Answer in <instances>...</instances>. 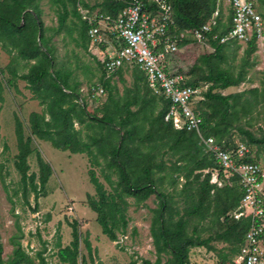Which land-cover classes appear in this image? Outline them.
I'll return each mask as SVG.
<instances>
[{
  "label": "trees",
  "instance_id": "trees-1",
  "mask_svg": "<svg viewBox=\"0 0 264 264\" xmlns=\"http://www.w3.org/2000/svg\"><path fill=\"white\" fill-rule=\"evenodd\" d=\"M40 0H0V43L8 54L15 57L6 66L9 79L7 84L15 80L25 82L32 98L38 101L42 111L31 112L27 123L29 134L24 133L23 124L15 120V135L17 155L14 167L20 175L24 188V199L27 202L26 186L37 199L44 195V188L51 176L50 165L41 158L37 152L36 163L38 175L29 171L27 158L33 153V138L51 144L55 149L70 154L85 155L90 169L89 181L95 187L97 200L87 196V206L96 214L95 221L101 232L110 241H117V234H125L128 225L126 217L127 201L132 198L135 204H141L149 197L154 196L157 206L152 209L150 236L156 254L152 263L143 260L142 264H189V250L192 248H205L212 250L209 245L212 237L202 238L197 227L189 232L192 220L202 224L208 221L218 229L214 234L217 239L231 244L234 254L230 264H234V257L239 253L243 244L244 235L249 227V218L238 220L230 216L237 210L242 192L236 181H225L221 187L210 184L212 171L217 168L212 154L203 152L198 143V136L194 131L174 130L171 123L165 122L168 103L162 98L152 94L146 84L145 77L136 67H132L134 86L125 89L118 96L110 86V78L104 75L99 85L107 94L103 103L97 110L99 115L89 114L84 106L78 102V83H70V73H63L55 63L53 48L50 46L51 36H46L47 29L40 18L38 2ZM57 7V31H60L69 17L73 16L79 22V35L88 45L89 30L96 23L89 24L78 8L88 9L92 12L99 8L97 14L115 20L125 8L123 2L115 0H102L93 7H89L83 0H50ZM147 9L156 12L157 5L151 0H143ZM171 7L172 24L167 27L168 35L173 38L179 48L184 47L190 40L181 39L180 33L185 30L197 29L207 24L212 14L218 8L216 26L208 34V44L213 51L203 55L195 62L186 74V85L199 87V83L209 84L203 99L197 103V111L202 123L201 131L211 136L223 147L232 145L231 131L236 130L245 136L241 140L251 148V145H262L263 139H256L252 133L239 127L242 119H246L254 109L264 108V87L251 88L247 92L223 95L220 92L231 87H237L244 81L245 67L248 55L254 51L255 42L251 40L246 44V58H242L238 72L232 66L222 68L227 63L224 49L229 45L237 46L236 41L220 44L213 39L214 35H225L231 26L230 14L226 15L217 5V0H165ZM264 17V11L260 12ZM103 48V44L100 45ZM121 45L115 44L116 49ZM161 48V47H160ZM14 59L29 65L25 74H18ZM121 75V69L115 72ZM190 76L191 78H188ZM197 76V77H196ZM196 77V78H195ZM195 78V79H194ZM0 80L3 82V71L0 70ZM91 87H94L92 85ZM248 94V97L243 95ZM0 101L1 94H0ZM159 107L156 112V108ZM132 108H135L132 110ZM156 112V114H155ZM81 126L76 130L74 124ZM161 147H166L176 160L171 166H166L158 159ZM252 150V148H251ZM253 158L247 160L258 163L256 154L251 151ZM188 160V161H187ZM190 162L192 168L185 175L184 188L177 193L184 199L183 212L180 213L174 202L175 196L167 195L160 187L165 177H169V185L175 188L177 179L171 173L179 170L180 162ZM99 169L105 182L111 187L113 194L104 189L98 180L95 170ZM207 170L206 174L203 171ZM115 176L117 180L112 181ZM192 176V177H191ZM38 179V185L35 179ZM41 193V195H40ZM180 197V196H178ZM72 240L68 246L61 247L56 242L57 259L61 264H87L86 258L79 259L78 223L70 224ZM88 259L93 261L91 246L87 238L83 240ZM13 247L9 256L2 257L3 247L0 243V264H34L33 258L22 249L20 242L11 239ZM162 255L166 257L162 262ZM38 264H46L45 259L37 253ZM222 260L219 264H224Z\"/></svg>",
  "mask_w": 264,
  "mask_h": 264
},
{
  "label": "rangeland",
  "instance_id": "rangeland-1",
  "mask_svg": "<svg viewBox=\"0 0 264 264\" xmlns=\"http://www.w3.org/2000/svg\"><path fill=\"white\" fill-rule=\"evenodd\" d=\"M89 7L99 5L102 0H83ZM259 12L264 11V0H252ZM40 9V18L47 29L46 36H51L50 46L53 48L55 63L58 69L63 73H70L69 82L78 83L79 104L82 100L86 111L89 114L99 115L97 110L101 103L106 99L107 94L95 99L91 98L88 90L92 85L99 86V80L102 76V70L99 64L105 57L101 54L102 48L89 45L79 35V22L73 16L69 15L64 27L57 31V7L50 0H40L38 2ZM225 8L224 13L229 14V8L226 3L222 2ZM80 12H84L79 7ZM99 8H95L91 15L97 14ZM86 13V12H85ZM106 39V37H105ZM102 44H106V41ZM209 44H201L190 40L184 47L179 48L177 53L166 56V68L171 72L174 71L186 74L188 70L198 62V59L212 52ZM246 44L239 42L237 46L229 45L224 49V56L227 63L221 64L222 68L232 66L234 72H238L241 66L242 58H246ZM15 57V54H8L0 43V70L3 71L2 82L0 80V243L3 247L2 257L6 259L12 252L11 239L15 237L22 249L38 264L36 260L37 253L45 259L46 264H61L57 259L56 242H60L61 247L68 246L72 240V230L70 224L78 223L79 239V259L81 256L86 258L87 264H142L143 260L154 262L156 260L155 250L150 236V224L152 209L157 206L154 196L149 197L141 204H135L132 198H126L127 209L126 217L128 219L125 234H117V241H110L102 234L101 228L95 221L96 214L87 206V196L97 200L95 187L89 181L88 170L90 169L88 159L85 155L70 154L55 149L50 143L39 141L33 138V153L27 158L29 166L28 175L31 173L38 175V166L36 163L37 152L41 158L46 161L51 168V176L44 188V195L35 198V194L30 190L29 184L26 186L27 202L24 199V188L20 181V175L14 167L15 156L17 155L15 120L23 124L24 133L27 136L28 115L30 112L42 111L38 101L33 100L26 84L23 81L15 80L13 84H7L9 74L6 66ZM246 66V75L244 81L237 87H231L225 90L217 91L223 95L247 92L251 88L264 87V42L255 41V49L248 55ZM14 59L13 67L17 69L18 74H25L29 65ZM131 67L123 72V81L118 80L117 74L112 76L110 84L114 85V91L121 96L125 89H132L134 81L131 77ZM197 77V76H196ZM195 77V78H196ZM188 78H191L188 76ZM194 78V79H195ZM199 91L206 92L209 84L199 83ZM248 97L246 93L243 95ZM197 108V105H196ZM135 108H132L134 110ZM159 107L156 108V112ZM155 112V114H156ZM76 130L81 126L74 124ZM239 127L252 133L256 139L264 140V108L258 107L242 119ZM232 145L246 140L245 136L232 130ZM201 149L202 146L199 145ZM253 153L256 154L259 164L264 167V143L262 145H251ZM166 147L158 149V159L162 160L166 166H171L176 157L166 151ZM204 152V150H202ZM254 155V154H253ZM188 161V160H187ZM178 163L179 170L171 173L177 179L175 188L169 185V177H165L162 186L165 194L175 196L174 202L179 212H183L185 206L184 199L180 191L184 188L186 182L185 175L192 168L190 162ZM98 180L103 184L107 193L113 194L111 187L105 182L103 174L99 169H94ZM203 174L205 172L203 171ZM192 177V176H191ZM112 181L117 178L113 176ZM211 180V179H210ZM214 180L210 181L212 184ZM236 183V182H235ZM38 185V179H35ZM216 185V184H213ZM217 186V185H216ZM218 187V186H217ZM219 188V187H218ZM41 195V193H40ZM180 196V197H178ZM197 227L202 238L212 237L210 246L211 251L205 248H192L189 250V264H219L222 260L224 264H230L234 254V247L224 241L217 239L216 225L208 221L199 224L192 220L189 224L188 232ZM87 238L91 246L93 261L88 259L87 251L84 247V239ZM166 257L162 255V262Z\"/></svg>",
  "mask_w": 264,
  "mask_h": 264
},
{
  "label": "built area",
  "instance_id": "built-area-1",
  "mask_svg": "<svg viewBox=\"0 0 264 264\" xmlns=\"http://www.w3.org/2000/svg\"><path fill=\"white\" fill-rule=\"evenodd\" d=\"M115 1L126 4L115 20L98 14L87 17L89 24L96 23L89 30L91 45H100L107 35L113 36L121 45L120 49L105 54L101 62L104 72L113 74L125 66L138 68L152 94L168 103L165 122L171 123L174 130L197 134L199 145L205 153L212 154L217 164L211 174L212 184L221 187L223 180L236 181L242 192L239 206L230 216L236 220L249 218V227L239 253L234 257V264H264V167L247 161L253 158V154L245 143L223 147V142L220 145L201 131L202 119L196 108L203 99L200 87L187 86V77L166 68V56L177 53L179 47L167 32L169 23L172 24V11L165 0H151L157 5L156 12L147 9L143 0ZM217 2L223 12L222 2L227 4L231 26L225 35H214V40L220 44L231 41L247 44L251 40L264 42V17L252 0ZM218 13L216 8L207 24L185 30L179 37L208 44V34L216 26ZM89 92L92 99L105 93L100 85L91 87Z\"/></svg>",
  "mask_w": 264,
  "mask_h": 264
},
{
  "label": "crops",
  "instance_id": "crops-1",
  "mask_svg": "<svg viewBox=\"0 0 264 264\" xmlns=\"http://www.w3.org/2000/svg\"><path fill=\"white\" fill-rule=\"evenodd\" d=\"M90 12V10H88V9H84V12H80L81 13V15L83 16V19H85V17H86V15H88L87 14V12ZM86 12V13H85ZM91 13V12H90ZM89 13V15L88 16H92L91 14ZM105 41H106V44H104L103 45V48H102V52H101V54L103 55V57H105V54L106 53H109V52H111L113 49H115L116 47H115V44H118V42L116 41V39L113 37V36H110V35H107V37H106V39H105ZM88 45H89V43H88ZM98 47H100V46H98ZM101 48V47H100ZM104 59V58H103ZM102 59V60H103ZM102 60H101V62H102ZM33 63V62H32ZM99 66L101 67V70H102V72L104 71L103 70V68H102V63L101 64H99ZM126 67V69H128V66H125ZM125 67H123V68H121V75H117L118 76V80L119 81H123V79H122V74H123V72H126V70H125ZM132 70L133 69H131V77H132V80L134 81V77H133V74H132ZM142 73V72H141ZM102 75H104V73H102ZM114 75H116V73H113V74H106L105 73V76H104V78L105 79H107V78H110L111 79V77L112 76H114ZM144 76V75H143ZM101 78H102V76H101ZM110 86L114 89V85L112 84H110ZM28 90V89H27ZM90 90V89H89ZM89 90H88V92H89ZM31 94V93H30ZM32 96V95H31ZM34 100V99H33ZM36 101V100H35ZM1 103V102H0ZM34 112V111H33ZM31 113V112H30Z\"/></svg>",
  "mask_w": 264,
  "mask_h": 264
}]
</instances>
